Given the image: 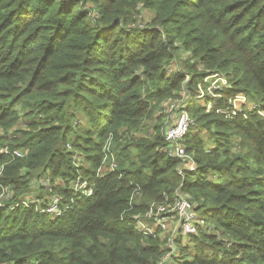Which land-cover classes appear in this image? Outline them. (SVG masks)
Wrapping results in <instances>:
<instances>
[{"label":"trees","instance_id":"obj_1","mask_svg":"<svg viewBox=\"0 0 264 264\" xmlns=\"http://www.w3.org/2000/svg\"><path fill=\"white\" fill-rule=\"evenodd\" d=\"M216 73L227 94L264 109V0H0V150L27 152L0 153V264H159L166 240L127 222L178 189L221 235L177 239L175 264H264L263 117L227 120L193 103L186 146L198 168L183 176L161 116L152 137L133 136ZM110 138L118 168L99 177ZM69 145L89 168L74 166ZM48 175H82L94 195L66 185L58 218L20 204L47 197L33 181Z\"/></svg>","mask_w":264,"mask_h":264},{"label":"built area","instance_id":"obj_2","mask_svg":"<svg viewBox=\"0 0 264 264\" xmlns=\"http://www.w3.org/2000/svg\"><path fill=\"white\" fill-rule=\"evenodd\" d=\"M190 80V76H187ZM230 87V82L225 74L216 73L207 77L202 83L198 85L201 94L195 96L189 94L186 97V103L182 102L179 105L176 102L169 101L171 108H167V113L176 112L175 121L164 128L163 135L167 141L166 152L171 156L180 159L185 165L180 167L179 174L184 175L186 171H196L198 168L194 156L189 154L187 146H185L187 136L195 128L196 124L189 113L188 103L192 100H203L206 104L203 106L207 113L215 112L222 115L227 120H237L239 118H249L254 114L260 115L264 118V109L260 103L254 101L246 94H227ZM202 88H205L202 90ZM188 100V102H187ZM176 101V100H174ZM178 102V100H177ZM194 103V102H193ZM180 106V107H179ZM112 138H110L105 149V157L102 165L97 171V176L101 177L108 172L115 171L118 168L116 156L112 151ZM70 147V145H69ZM0 153L24 158L27 152L11 151L8 146L2 148ZM74 162L80 167V156L74 155ZM3 167L0 168V176L2 175ZM63 181L61 179H52L50 176L43 177L39 182L34 181V188H44L48 195L45 199H38L36 193L21 200L20 204L23 206L37 205L42 212L51 215L54 218L61 217L66 213L70 206L65 205L64 197L55 193L58 187L57 182ZM68 188L75 193L81 195L83 198H89L94 195V187L89 181L82 176H78L75 180L69 183ZM2 202L6 197L5 192ZM134 198V197H132ZM128 225L145 236L160 237L166 240L165 249L167 253L164 255L159 264H175L174 257L178 256L176 252L177 239H182L188 236L189 240L195 236L204 234H215L220 236L221 232L216 228V225L207 219L201 212L197 210V203L191 200L180 189L176 191L172 202L169 197H166L163 203H152L148 212L145 214L133 215L128 220ZM183 237V238H182ZM184 243V242H182ZM232 242L228 244V247Z\"/></svg>","mask_w":264,"mask_h":264},{"label":"rangeland","instance_id":"obj_3","mask_svg":"<svg viewBox=\"0 0 264 264\" xmlns=\"http://www.w3.org/2000/svg\"><path fill=\"white\" fill-rule=\"evenodd\" d=\"M149 18V16H148V13L147 12H143V14L142 15H139V19L140 20H143V21H145L146 19H148ZM228 78V77H227ZM229 80V79H228ZM205 88H202V90H204ZM199 95V94H201V91L199 90V93H198V90L196 91V93H195V96L196 95ZM250 97V96H249ZM185 99H186V97H185ZM185 99H183V100H180V101H178L177 102V100L176 101H174V100H172L171 102H176V103H178L179 105H181L182 104V102H184V105H185V103H186V100ZM204 99V98H203ZM199 100V101H196V100H192V101H190L189 103H188V107L187 108H190L191 106H192V104H193V102L194 103H196V104H200L201 106H204L205 104H206V102L204 101V100ZM187 102H188V100H187ZM171 108V106L169 105V101L168 102H166V103H164L163 105H162V109L156 114V116L154 117V118H152V119H149V120H147L146 122H145V127L143 128V130L141 131V132H139V133H135L133 136L136 138V139H139V138H143V137H152L153 135H154V126H155V124H156V122H157V117H159V116H161L162 117V120H163V123H164V125H165V127H168L169 125H171L174 121H175V118H176V112H173V113H167L166 112V109L167 108ZM180 107V106H179ZM20 110V109H19ZM193 119V118H192ZM21 120H25L24 119V117L23 118H21ZM193 121L194 122H196L194 119H193ZM20 123H21V126H17V127H19L20 129H22V128H27L26 127V125L24 126V123H25V121L23 122V121H20ZM194 129L192 128L191 129V131H193ZM122 133H125V130H122V132H121V134ZM203 136H205L206 138L207 137H209V133L208 132H206V131H203ZM135 139V140H136ZM185 146H186V143H185ZM69 149L71 150V151H73V152H75L74 150H73V148L72 147H69ZM130 150H133L134 151V148H131ZM79 152V151H78ZM81 153V152H80ZM74 155H79L81 158V160H80V164H79V168H89L90 166L88 165V163H86V160H85V158H84V156L83 155H81V154H79V153H77V152H75L74 153ZM74 157V156H73ZM73 161H74V158H73ZM74 164H75V162H74ZM75 167L77 166L76 164L74 165ZM78 168V167H77ZM82 170H80L79 172H81ZM94 171V173H96L97 174V171H98V169L95 171V170H93ZM49 176V175H48ZM79 176H82V175H79ZM51 177V176H50ZM83 177V176H82ZM52 178V177H51ZM85 178V177H84ZM52 179H61V180H63V181H59V182H57V188H56V190H55V193H57V194H60L61 192H60V190H62L63 189V187H66V185L68 186L69 184L67 183V181L66 180H64V179H62V178H52ZM34 182V181H33ZM64 198H65V196H63ZM3 198V193H1L0 194V199H2ZM183 238V237H182ZM182 240V239H181ZM183 240L184 241H182V242H184V243H182V246H190L191 245V247H192V242H191V239L189 240V238H188V236H186L185 238H183ZM176 252H181V250L177 247L176 248ZM175 258V257H174ZM176 262V260L174 259V263Z\"/></svg>","mask_w":264,"mask_h":264}]
</instances>
